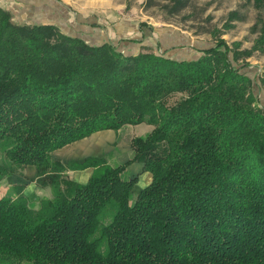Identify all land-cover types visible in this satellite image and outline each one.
Segmentation results:
<instances>
[{"label": "trees", "instance_id": "1", "mask_svg": "<svg viewBox=\"0 0 264 264\" xmlns=\"http://www.w3.org/2000/svg\"><path fill=\"white\" fill-rule=\"evenodd\" d=\"M163 1L174 15L193 0ZM250 1L252 47L209 30L215 42L184 59L91 44L0 6V182L32 164L53 190L39 208L20 188L0 196V264H264V105L243 70L264 52V0ZM257 76L264 89V65ZM143 121L153 128L124 164L52 158ZM131 161L152 173L137 193ZM86 167V183L63 187L65 170Z\"/></svg>", "mask_w": 264, "mask_h": 264}, {"label": "crops", "instance_id": "2", "mask_svg": "<svg viewBox=\"0 0 264 264\" xmlns=\"http://www.w3.org/2000/svg\"><path fill=\"white\" fill-rule=\"evenodd\" d=\"M0 6L12 12L15 20L28 23H53L62 31L78 35L91 44L111 42L127 54H135L146 47L177 58H196L203 48L199 40L179 30L177 27H141L140 21L121 17L118 9L104 0H4ZM110 9V10H108ZM161 30L162 32H159ZM154 35L155 40L149 36ZM173 35L179 41L167 40L162 35ZM163 37V38H162ZM135 125V124H134ZM153 128V127H152ZM133 129V130H132ZM152 130V129H151ZM133 124H126L118 129H104L89 136L73 141L52 152L54 160L63 163H79L90 157L104 158L111 165L124 164L132 157L131 139L137 134ZM94 167L68 169L62 174L64 188L72 189L77 183H86L94 172ZM129 177H137L133 191L139 192L152 181V173L143 168L140 161H131L125 172ZM20 188L29 200L30 206L39 208L41 201L53 196L50 186L37 184V168L29 164L5 177L0 182L1 195H13Z\"/></svg>", "mask_w": 264, "mask_h": 264}, {"label": "rangeland", "instance_id": "3", "mask_svg": "<svg viewBox=\"0 0 264 264\" xmlns=\"http://www.w3.org/2000/svg\"><path fill=\"white\" fill-rule=\"evenodd\" d=\"M9 3L10 0H8ZM83 3L88 0H79ZM116 7L121 17L138 20L141 27L145 26L153 31L156 27H177L189 35L196 37L201 47H206L215 42L216 36L209 30H218L219 36L227 39L230 44L240 42L241 49L250 48L253 45L257 33L253 30V25L258 20L259 10L250 0H193L192 3L179 14L171 15L165 6V1L156 0L155 5H148L146 0H104ZM1 2H5L1 0ZM167 4V3H166ZM171 6V5H170ZM110 10V9H108ZM235 14H232V12ZM12 13V12H11ZM162 32L161 30H158ZM169 42L179 41L184 37L169 36L162 34ZM149 36L155 40L154 35L149 32ZM163 38V37H162ZM161 46V45H159ZM158 46L160 52H164ZM249 65L243 67L255 81V92L260 96L264 105V89L259 84L258 72L264 65V52L256 51L252 56L246 58ZM258 81V82H257ZM136 136H145L152 129L148 122L133 124ZM133 130V129H132ZM5 159L0 153V161ZM0 196H4L1 195Z\"/></svg>", "mask_w": 264, "mask_h": 264}]
</instances>
